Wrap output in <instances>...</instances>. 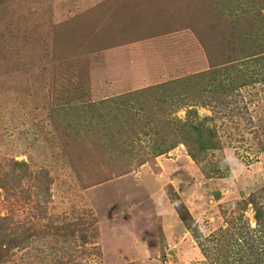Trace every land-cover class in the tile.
Listing matches in <instances>:
<instances>
[{"label":"rangeland","instance_id":"374dc122","mask_svg":"<svg viewBox=\"0 0 264 264\" xmlns=\"http://www.w3.org/2000/svg\"><path fill=\"white\" fill-rule=\"evenodd\" d=\"M261 258L264 0H0V264Z\"/></svg>","mask_w":264,"mask_h":264},{"label":"trees","instance_id":"16d2710c","mask_svg":"<svg viewBox=\"0 0 264 264\" xmlns=\"http://www.w3.org/2000/svg\"><path fill=\"white\" fill-rule=\"evenodd\" d=\"M195 76H196V74H193L192 77L191 76L187 77L185 79L186 80L185 82L186 83H192L193 81L196 80ZM202 78H206V75L204 77L202 76ZM181 80L184 81L183 79H181ZM174 82L178 85L180 84L178 81H174V80L164 81L161 83H157L154 85H150V86H146V87H143L141 89H138V94L141 95V94L146 93V92L147 93L157 92L158 90L169 88L170 86H172V84ZM155 88H157V89H155ZM176 93L179 94V92H176ZM134 97H137V96L134 95ZM181 98L183 99L182 96H178V97H175L173 100L175 102H177ZM189 111H196V110H192V107H190ZM149 118H150V116L148 115L147 119H149ZM151 119L152 118H150V120ZM157 123L164 124V125L166 124L167 126L179 124L181 127V132L183 133L184 137L187 138V140L193 139L198 144V148H199L198 153L191 152V156L194 158H197L198 160L201 159L203 156H207L206 152H208L210 149L219 148L218 140H215L216 135H215V131L213 129H210L209 133L204 132V131H202V127L200 124H195L194 122L187 120V119L182 120V118H179V117H172V118L166 117L165 119L159 118V119H157ZM187 134H188V136H187ZM164 150L167 151V149L160 150L159 154L165 152ZM171 199H173L172 201H177V198H174L173 196L171 197ZM174 206H175V209L177 210L178 214L182 218V220L187 225V228L189 230H192V232L194 233L193 235L195 237H197V238L200 237L201 234H199L198 226L196 224L195 225L192 224V222L191 223L189 222V220H191L192 216H191L190 210L186 207L185 203L181 201V206H182V208H184V210L180 209L179 203H176ZM256 217L259 220L261 219L262 216H261V213L259 211L256 212ZM261 259H262L260 261L261 264H264V258H261Z\"/></svg>","mask_w":264,"mask_h":264}]
</instances>
